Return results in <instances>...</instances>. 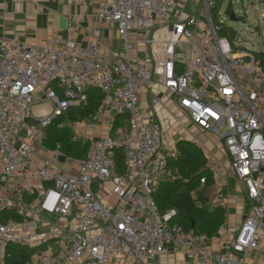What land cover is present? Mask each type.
<instances>
[{"label": "built area", "instance_id": "obj_1", "mask_svg": "<svg viewBox=\"0 0 264 264\" xmlns=\"http://www.w3.org/2000/svg\"><path fill=\"white\" fill-rule=\"evenodd\" d=\"M205 2L201 13L182 18L178 0H100L99 25H116V49L73 39L0 42V200L10 179L24 177L40 192L31 208L35 217L56 214L65 222L54 233L38 232L29 216L0 222V264L11 256V243L44 245L64 232L60 251L36 252L25 264H116L121 258L147 264L170 245L187 249L191 264H264V65L219 33L217 0ZM181 45L187 60L176 56ZM90 88L103 94L100 107L73 126L89 142L86 159L70 158L58 145L52 157L36 162L46 129L87 106ZM171 95L184 117L223 141L244 187L243 221L217 254L207 236L185 232L173 223L176 211L162 213L153 197L157 184L172 178L174 144L157 112ZM124 113L128 126H115ZM108 114L109 127L96 137Z\"/></svg>", "mask_w": 264, "mask_h": 264}, {"label": "crops", "instance_id": "obj_2", "mask_svg": "<svg viewBox=\"0 0 264 264\" xmlns=\"http://www.w3.org/2000/svg\"><path fill=\"white\" fill-rule=\"evenodd\" d=\"M99 2L100 0H0V42L3 39H18L28 43L48 45L73 39L83 46L91 41H99L104 47L119 48L121 40L116 25L109 24L106 27L99 25ZM205 5V0H178V13L182 18H186L189 15L201 13ZM157 112L163 121V127L167 131L168 137L174 144L172 154L176 153V143L179 139L194 141L203 149L214 170L213 189H216L222 196L210 199L208 204L211 209L215 206H223L226 211L225 229H220L214 237L208 238L211 251L217 254L222 243L236 234L243 221V211L247 205L244 187L240 185L238 177L231 169V161L222 140L201 129L190 120H187L184 127L181 122V124L177 123L180 121L178 116H183V112L176 105L172 95L168 103L157 107ZM111 120L109 114L105 115L94 135L96 137L103 136ZM42 155L52 157L53 149L45 147L41 154L35 158L36 162H42ZM63 168H67V166L63 165ZM9 182L16 187L15 183L25 185L29 181H26L24 177H16L10 179ZM33 184L36 182L34 181ZM24 185L23 187H28ZM106 186L111 188L112 185L108 182ZM99 189L97 187V190ZM20 209L26 216L37 219L36 230L38 232L54 233L60 227L59 225L65 223L56 214H44L37 218L31 209L27 211L25 208ZM67 235L65 232L61 237L53 235L44 244V250L60 251L62 245L68 240ZM146 263L191 264V255L185 248L170 245L168 252L161 254L156 260L149 259ZM116 264L144 263L131 262L121 258Z\"/></svg>", "mask_w": 264, "mask_h": 264}, {"label": "trees", "instance_id": "obj_3", "mask_svg": "<svg viewBox=\"0 0 264 264\" xmlns=\"http://www.w3.org/2000/svg\"><path fill=\"white\" fill-rule=\"evenodd\" d=\"M220 0H217V2ZM223 3V1H220ZM217 6V3H216ZM216 10V7L213 10ZM228 10V9H227ZM219 15V14H218ZM214 20V17H213ZM215 23H218L214 20ZM232 28L221 24V35L228 36ZM260 64L264 65V53L257 52ZM89 103L81 108L71 109L67 115L82 119L94 114L100 107L103 94L96 88H90ZM66 116V115H65ZM61 116L53 121L46 129L45 147L55 149L58 145L61 151L68 157L76 160H84L87 157L88 141L77 138L76 132L67 125V120ZM115 126H128V114L118 115L114 121ZM118 169H124V155L120 151L117 156ZM168 169L172 178L160 181L153 190V197L159 210L165 213L175 210L176 216L173 223L178 224L185 232H193L197 235L214 237L226 221V211L223 206L209 207L210 190L215 184V173L208 157L203 149L194 141L179 139L176 143V153L168 158ZM204 179V182L202 180ZM46 185L50 183H45ZM25 192L22 197L28 198ZM26 214L18 208L0 207V222L6 223L10 220L23 221ZM44 245L34 247L25 245L9 244L8 250L11 256L4 264H25L33 254L44 250Z\"/></svg>", "mask_w": 264, "mask_h": 264}, {"label": "rangeland", "instance_id": "obj_4", "mask_svg": "<svg viewBox=\"0 0 264 264\" xmlns=\"http://www.w3.org/2000/svg\"><path fill=\"white\" fill-rule=\"evenodd\" d=\"M220 1L217 2L216 10L213 13V17L216 22L217 20L218 23L219 21H222L225 24V26L232 28V32L227 33L228 39L231 41L233 40L232 42L234 43L236 42L241 47L246 48L254 53L257 52L263 53L264 0H222L223 3H221ZM233 12L235 13V16L237 18L236 20L231 19ZM142 53L144 55L145 51L142 50ZM176 56L183 60L188 59V52L186 45H181L177 47ZM181 117L183 122L187 123L188 119L184 116L179 115L178 119H180ZM63 119L64 120L66 119L68 122V126L73 129L74 121L78 119V117L74 118L73 116L69 118V115H66L65 117H63ZM177 123H180V121H177ZM174 125L176 126V124ZM231 169H232V165H231ZM15 184L16 187L12 186V184L9 182L7 185L4 186V189H2L4 192V200H0V207L6 206L10 208L15 207L18 209L25 208L27 211L31 209L32 206L38 203V200L40 198V192L38 191V189L33 187V182L26 183L25 185L28 186L26 188L23 187L24 185L23 183H15ZM240 185L242 186L241 182ZM109 189L110 187L106 186V190L109 191ZM25 192H27L28 195L31 196L28 198H23L22 195ZM209 196L210 199L213 200L214 197L220 198V196L222 195H220L219 192L216 191V189H213L212 187Z\"/></svg>", "mask_w": 264, "mask_h": 264}, {"label": "water", "instance_id": "obj_5", "mask_svg": "<svg viewBox=\"0 0 264 264\" xmlns=\"http://www.w3.org/2000/svg\"><path fill=\"white\" fill-rule=\"evenodd\" d=\"M231 19H232V20H236V19H237L236 16H235V13H234V12H233V14H232ZM59 158H60L61 161H64L65 158H66V156H65V155H61Z\"/></svg>", "mask_w": 264, "mask_h": 264}]
</instances>
